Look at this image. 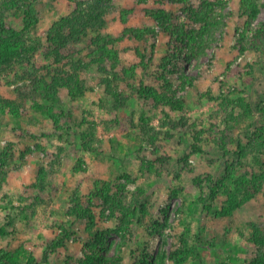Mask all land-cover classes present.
I'll return each instance as SVG.
<instances>
[{
    "label": "rangeland",
    "instance_id": "374dc122",
    "mask_svg": "<svg viewBox=\"0 0 264 264\" xmlns=\"http://www.w3.org/2000/svg\"><path fill=\"white\" fill-rule=\"evenodd\" d=\"M89 1L29 0L34 16L29 32L36 48L0 70V94L16 99L17 87L32 78L50 79L63 67L76 72L70 62L88 65L77 73L76 97L65 89L57 102L40 100L44 108L37 109L25 98V116H0V255L14 258L3 264H85L86 244L99 231L107 232L106 254L122 249L121 264H136L148 254L156 264H173L169 255L182 237L189 251L201 255H191L186 264H252V235L255 228L264 229V180L254 198L233 215L216 216L226 203L223 188L234 190L241 177L264 171V151L249 145L264 124V53L235 47L246 25L239 0H206L213 3L206 10L203 0H187L190 12L172 7L171 0H114L105 24L93 27L79 43L70 41L66 58L56 61L48 31ZM27 8L6 12L19 30L26 26ZM153 10L171 13L175 26L196 29V41L204 49L185 57L187 44H171L163 25L148 12ZM263 21L260 0L252 28ZM126 27L156 33L136 39L126 34ZM94 40H105L120 54L114 71L122 81L114 80L112 87L122 107L105 89L109 72L93 63ZM174 54L177 59H171ZM130 68L133 78L124 74ZM145 85L154 86L159 97L142 99L139 90ZM171 91L174 101L185 100L182 111L165 103ZM239 141L248 146L245 157L236 155ZM159 155L169 157L168 162H158ZM42 167L44 187L38 184ZM209 179L226 184L211 201L208 187L214 184ZM96 182L113 185L115 191L124 186L125 201L146 204L139 220L129 221L133 236L125 235L111 210L102 213L94 207V229L68 215L71 198L90 199ZM55 240L63 244L50 249Z\"/></svg>",
    "mask_w": 264,
    "mask_h": 264
},
{
    "label": "trees",
    "instance_id": "16d2710c",
    "mask_svg": "<svg viewBox=\"0 0 264 264\" xmlns=\"http://www.w3.org/2000/svg\"><path fill=\"white\" fill-rule=\"evenodd\" d=\"M29 0H0V70L9 66L15 61L25 58L33 48H36V42L32 41L30 37L29 29L33 23L34 16L31 13V7L28 4ZM114 0H92L89 1L86 7L81 3L80 7L73 11V13L68 17H63L61 20L55 22L53 26L48 31V42L50 43V51L56 56V61H61L66 58V50L68 48V43L70 41L78 42L88 34V32L96 26H103L105 24V15L108 12L109 5L112 4ZM241 13L246 18V25L244 30L240 34V38L236 44V48L245 51L247 48L253 52L264 53V21L261 22L256 28H252L253 22L258 18L260 0H239ZM170 4L172 7H180L186 10L191 11L187 5V0H171ZM202 8L212 9L213 3L203 0L201 2ZM28 7L24 12L27 14L28 18L25 21V28L22 30L17 29V27L9 22V18L6 15L7 11H19ZM173 10H171L172 12ZM151 13V17L156 22L161 23L163 26L164 32L167 34V37L170 39V43H178L181 46L187 44L185 52V57L191 59L193 56L198 55L199 50L204 49V44L202 41H196L195 30H187L181 28V26H175L173 23L171 13L165 10H153L148 11ZM154 13V14H153ZM196 19V14L194 13ZM193 19V16H192ZM194 21V20H193ZM195 22V21H194ZM126 34L130 35L136 39L146 38L147 36L154 35L156 32L151 31H141L139 32L136 28H125ZM197 33V32H196ZM200 35V34H199ZM155 36V35H154ZM250 37V38H249ZM247 38L250 39L248 45L245 46ZM96 41V42H95ZM99 40H94L95 48L92 53L95 55L96 60L93 63L100 65V68L104 72H109L110 77H106L104 84L106 86V91L109 95L115 98L119 103L120 107L124 103L120 104V99H118V93L113 90L112 84L114 80L122 81V78L114 70L117 67V64L120 63V54L115 51L109 43H106L105 40L98 42ZM178 46V45H177ZM180 46V47H181ZM182 49V47L180 48ZM179 49V55L182 56ZM73 49H70L71 51ZM190 51V53H189ZM74 57V54L72 55ZM178 54H174L171 59H175ZM177 59V58H176ZM180 59V58H179ZM111 66V70L108 67ZM70 67H74L73 70L76 72H71L70 70H65L61 68L57 73H54L50 79L47 77H35L32 78L29 82L24 83V85L17 87L16 99H6L0 94V116H25L28 113V108L24 103L25 98H30L32 100V108H44L40 104V100L47 101L50 103H55L63 96L61 93L66 89L69 90L71 96L76 97L80 93L79 83L77 80L78 71L87 69V62L82 60L76 62H70ZM135 70L133 68L125 69L124 74L128 78H133L135 76ZM182 80L186 84L192 85L193 82L190 78L182 77ZM79 81V82H78ZM81 87V86H80ZM154 86H141L139 90V95L142 99L149 100L151 97L158 98L159 94L153 88ZM82 93V92H81ZM174 92L171 91V96H169L165 103L174 111H182L184 109L185 100L183 98L174 101ZM160 100V99H159ZM49 108L48 110H50ZM45 111H48L44 109ZM262 112H264L262 110ZM264 122V119H263ZM146 131L147 129H142ZM152 131L148 129V132ZM257 140L250 146H254L255 150L261 152L264 151V124L259 129V132L256 134ZM85 140V136L84 139ZM85 147L89 148V144H85ZM248 147V146H247ZM241 141L237 144L236 155L245 157L247 154V148ZM44 150V149H42ZM254 150V151H255ZM44 153L50 156L49 152L44 150ZM10 155V154H9ZM4 158L8 156L7 152L1 154ZM169 160V157L159 155L157 161L165 164ZM7 160H5L6 162ZM2 164H4L2 162ZM228 165V163H227ZM230 167V166H229ZM228 168V166H227ZM77 170V168H76ZM233 173V172H231ZM46 170L42 167L38 177V184L43 185L44 176ZM235 176V175H233ZM129 179V176H126ZM264 171L259 175H254L253 177H241L235 183L236 188L231 190L230 188H223L224 192L227 195L225 206L222 207L220 211L216 212V216L226 217L233 215L238 211L245 201L251 200L254 198L255 194L258 193L261 188L260 185L263 182ZM234 179V177H233ZM224 180V179H223ZM219 180L216 183L213 180H208L210 183L214 184L209 186L208 200H214L218 193V190L222 189V185H226L225 181ZM261 181L260 184L259 181ZM197 182L202 183V179L197 177ZM259 187H258V186ZM202 187V185H200ZM200 187V188H201ZM258 187V188H257ZM124 186L118 187V191H115L113 185H110L106 182H96L94 186V191L92 192L90 199L83 200L80 196H75L71 198V206L68 210V215L74 216L76 219L87 221L88 229H94L98 225V220L95 218L93 212L94 207L102 209V213L106 210H111L112 214L119 216L118 221L124 225L125 235L133 236L131 231L130 223L135 219L139 220L142 214L146 212V204L138 200L132 202L130 205L129 202L125 201L124 195L125 190ZM245 192L243 199H240L239 196L241 192ZM255 193V194H254ZM210 207V206H209ZM103 215V214H102ZM119 223V224H120ZM106 231H99L89 243L86 244L85 250L88 254V258L85 264H121L123 261L122 249L118 250V253L115 255L106 254L107 242H106ZM124 238H126L124 236ZM252 241L254 243L256 252L252 260V264H264V229L255 228L254 234L252 235ZM63 244L62 240H55L49 247L50 249H57ZM7 253H1L0 255V264H3L4 261H14V258L10 255L9 258H6L4 255ZM198 254L195 250L189 251L188 244L186 240L182 237L180 242L173 243L172 250L169 255V259L173 264H186L191 257V255ZM201 256V255H200ZM199 258V257H198ZM136 264H156L152 255L148 254L144 256ZM218 264H231L229 262L222 261Z\"/></svg>",
    "mask_w": 264,
    "mask_h": 264
}]
</instances>
